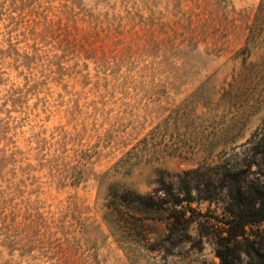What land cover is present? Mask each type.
Wrapping results in <instances>:
<instances>
[{
  "label": "rangeland",
  "instance_id": "374dc122",
  "mask_svg": "<svg viewBox=\"0 0 264 264\" xmlns=\"http://www.w3.org/2000/svg\"><path fill=\"white\" fill-rule=\"evenodd\" d=\"M260 1L0 0V264L264 258V221L227 223L264 188ZM113 183L164 201L125 244Z\"/></svg>",
  "mask_w": 264,
  "mask_h": 264
},
{
  "label": "trees",
  "instance_id": "16d2710c",
  "mask_svg": "<svg viewBox=\"0 0 264 264\" xmlns=\"http://www.w3.org/2000/svg\"><path fill=\"white\" fill-rule=\"evenodd\" d=\"M262 24H264V0H261L257 7L253 22L248 28L247 37L257 34L258 31L264 27ZM236 93L237 92H235L234 96H236ZM255 145L258 149H261V160L264 162V135L259 138ZM79 169V173L83 174L85 165L81 166ZM78 180L83 179L79 178L75 182L72 181L71 184L75 185L80 183ZM111 186L108 200L104 206L105 212L103 221L110 233L116 237V242L125 244L126 242H123V240L117 239L119 237H117V235H120V239H122L121 235L125 230H128L126 226H129V229L135 231V236H140L142 230L146 227V222L155 220V216L163 210L164 201L154 198L150 194H142L134 189L122 186L119 183H113ZM184 194L186 199L187 197L189 198L187 189H185ZM168 195L171 197L172 201H169L167 219H172L173 224H177L181 228L182 226L186 228L188 221L187 219H183L185 212L180 205L182 201L189 202V200H178V198L172 195L171 190L168 191ZM237 196L242 197L240 190L237 191ZM249 200L253 210L247 214L240 211L238 206H236V214H233L232 218L227 222L231 227L234 226L241 229L242 226L249 223L247 222V216L253 221H264V188L255 190L249 196ZM234 201H238L237 197L234 198ZM100 236L103 239L105 238L102 236V233H100ZM234 236H241V234H236ZM252 253L254 258H248V264H264V258H262L259 252L252 249ZM218 257L219 264H240L238 259L234 262L233 259L225 258L221 254H219Z\"/></svg>",
  "mask_w": 264,
  "mask_h": 264
}]
</instances>
